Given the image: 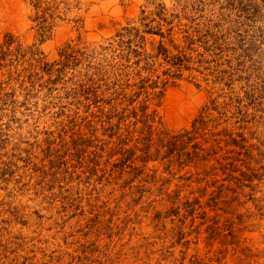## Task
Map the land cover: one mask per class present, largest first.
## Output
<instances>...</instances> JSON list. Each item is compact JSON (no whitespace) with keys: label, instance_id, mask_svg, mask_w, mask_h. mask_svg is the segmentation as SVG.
<instances>
[{"label":"rangeland","instance_id":"374dc122","mask_svg":"<svg viewBox=\"0 0 264 264\" xmlns=\"http://www.w3.org/2000/svg\"><path fill=\"white\" fill-rule=\"evenodd\" d=\"M0 264H264V0H0Z\"/></svg>","mask_w":264,"mask_h":264}]
</instances>
